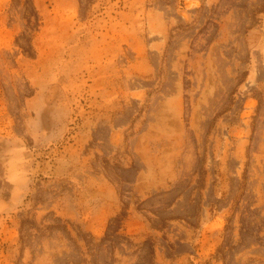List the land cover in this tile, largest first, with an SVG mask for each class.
Returning a JSON list of instances; mask_svg holds the SVG:
<instances>
[{"label": "rangeland", "instance_id": "obj_1", "mask_svg": "<svg viewBox=\"0 0 264 264\" xmlns=\"http://www.w3.org/2000/svg\"><path fill=\"white\" fill-rule=\"evenodd\" d=\"M0 264H264V0H0Z\"/></svg>", "mask_w": 264, "mask_h": 264}]
</instances>
